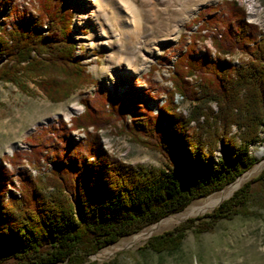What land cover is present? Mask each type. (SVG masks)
<instances>
[{"label": "trees", "instance_id": "16d2710c", "mask_svg": "<svg viewBox=\"0 0 264 264\" xmlns=\"http://www.w3.org/2000/svg\"><path fill=\"white\" fill-rule=\"evenodd\" d=\"M31 4L33 13L0 0V82L24 90L27 79L54 102L95 86L76 55L66 0ZM190 22L187 30L196 28L179 39L171 86L162 91L156 113L148 104L157 94L152 86L141 92L133 82L121 97L98 87L81 99L80 114L41 127L27 137L29 151L6 156L10 168L0 160V264H81L220 191L253 165L249 149L261 130L264 136V35L235 1L206 7ZM206 39L212 51L199 54L197 44ZM235 54L244 57L238 66L230 60ZM175 96L191 104L187 115L178 111ZM106 128L160 154L167 169L130 166L109 155L98 134ZM74 131L84 140L74 142ZM23 158L38 174L22 168ZM263 182L264 170L206 221L188 220L151 237L145 248L174 252L185 231L206 232L238 214L250 185Z\"/></svg>", "mask_w": 264, "mask_h": 264}, {"label": "rangeland", "instance_id": "374dc122", "mask_svg": "<svg viewBox=\"0 0 264 264\" xmlns=\"http://www.w3.org/2000/svg\"><path fill=\"white\" fill-rule=\"evenodd\" d=\"M33 1L9 0L18 10L28 8L31 13H33L31 4ZM133 1L140 6V0ZM223 1H235L244 9L246 21L256 25L264 35V0H217L199 7L187 19L173 41L160 46V52L149 59L146 67L132 72L125 68V65L130 67L131 65L124 55L120 56L121 66L116 58L110 60L108 55L114 52V49L100 46V40L93 39L91 29L82 15L78 18L84 10L85 1L66 0L73 12L72 35L77 48L76 55L80 58L85 72L91 76L96 85L82 87L68 98L54 102L42 95L27 79L21 81L24 90L10 83L0 82V160H4V164L10 168L5 157L11 156V151L12 153L29 151L26 139L41 127L55 126L60 120L68 123L71 117L83 111L81 99L92 96L98 87L109 93H113L115 89L116 95L119 94L121 97L133 82L136 83V89L141 92H144L146 87L152 86L155 88L153 93L157 92V94L148 104L153 109V113H156V107L163 103L162 91L170 89L171 86L168 76L180 37L189 35L195 30L196 26L190 31L187 27L192 24L190 21L199 11L221 4ZM111 43L114 47V38H111ZM196 49L199 54L203 53L204 49L212 51L208 39L197 44ZM242 58L244 57L241 54H235L230 60L233 65L238 66ZM152 67H155L153 71H151ZM175 104L179 112L188 114L191 104L187 100L175 96ZM72 105L77 106L78 110H74ZM212 107L215 109L213 105ZM235 132L236 129L232 128V133ZM98 134L103 149L125 164L167 169V163L160 154L132 142L127 136L119 134L114 129L106 128L100 130ZM72 137L74 142L85 138L81 131L72 132ZM259 137V143L249 149V154L254 159L253 165L232 183L218 192L192 201L179 213L166 216L135 234L120 238L116 243L86 257L81 264H264V182L250 185L248 199L238 214L217 221L212 229L206 232L196 233L195 228L185 231L178 249L174 252L156 254L145 248L151 237L171 231L186 224L188 220L203 218L245 183L256 179L264 170V154L260 158L257 157V152L260 149L264 150L262 130ZM220 155L216 152L215 156ZM49 167H51L50 163ZM22 168L27 169L33 176L38 174L35 169L29 167L25 158L22 159ZM15 174L17 175V172ZM232 186L233 189L230 190ZM228 190L230 191L222 196L223 192ZM203 220L207 219L203 218Z\"/></svg>", "mask_w": 264, "mask_h": 264}, {"label": "bare ground", "instance_id": "6f19581e", "mask_svg": "<svg viewBox=\"0 0 264 264\" xmlns=\"http://www.w3.org/2000/svg\"><path fill=\"white\" fill-rule=\"evenodd\" d=\"M84 1V10L78 18L82 15L93 39L100 40V46L114 49L108 55L110 60L116 58L121 66L120 56L124 55L131 65L125 68L133 72L146 67L149 59L158 55L160 46L173 41L199 7L217 0H140V6L133 0ZM111 38L115 39L114 47ZM72 108L78 110L75 105ZM263 154L264 150L260 149L257 157Z\"/></svg>", "mask_w": 264, "mask_h": 264}, {"label": "water", "instance_id": "95a60500", "mask_svg": "<svg viewBox=\"0 0 264 264\" xmlns=\"http://www.w3.org/2000/svg\"><path fill=\"white\" fill-rule=\"evenodd\" d=\"M118 97H119V94H118ZM10 154H12V151L10 152Z\"/></svg>", "mask_w": 264, "mask_h": 264}]
</instances>
